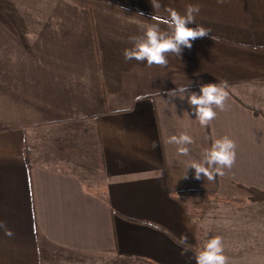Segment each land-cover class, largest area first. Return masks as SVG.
<instances>
[{
  "label": "crops",
  "instance_id": "1",
  "mask_svg": "<svg viewBox=\"0 0 264 264\" xmlns=\"http://www.w3.org/2000/svg\"><path fill=\"white\" fill-rule=\"evenodd\" d=\"M189 1L0 0V264H45L48 247L98 264H196L191 202L264 193V0ZM189 5L199 12L188 26L209 37L166 66L125 60L152 16ZM222 81L224 110L206 127L168 96ZM182 132L193 138L186 156L167 142ZM224 136L233 166L195 179L188 162Z\"/></svg>",
  "mask_w": 264,
  "mask_h": 264
},
{
  "label": "clouds",
  "instance_id": "2",
  "mask_svg": "<svg viewBox=\"0 0 264 264\" xmlns=\"http://www.w3.org/2000/svg\"><path fill=\"white\" fill-rule=\"evenodd\" d=\"M151 4L154 9L161 7L158 0H151ZM167 11L169 15L165 18L152 16L157 23L148 25L142 37L132 38L134 46L124 51L125 60L134 59L138 62H146L148 66H166L169 53L180 58L183 48L191 49L193 41L210 36V29L202 26L195 28L188 26L195 23L194 13L199 12L197 6L189 5L186 15H180L173 9H167ZM161 23L167 25L170 31H162L159 27ZM227 88L226 81L219 84L207 83L200 86V92L197 94L190 92L188 85L170 91L168 96L169 98L186 99L195 113V120L201 127H206L216 117V108L224 110L229 95ZM167 142L177 145L178 153L186 156L189 154L187 145L193 143V138L182 132L179 135L170 136ZM235 150L236 144L229 137L215 139L209 148L203 150L200 160L188 162L187 171L194 169V178L197 180L207 178L208 181H213L217 175H224V169H230L233 166L236 158ZM187 242V235H181L177 241L178 246L181 247V256L189 251V248L185 247ZM194 259L196 264H227L222 238L215 236L208 239L203 248L195 253Z\"/></svg>",
  "mask_w": 264,
  "mask_h": 264
},
{
  "label": "rangeland",
  "instance_id": "3",
  "mask_svg": "<svg viewBox=\"0 0 264 264\" xmlns=\"http://www.w3.org/2000/svg\"><path fill=\"white\" fill-rule=\"evenodd\" d=\"M169 1L175 2V0ZM249 1L251 2V0ZM44 2L48 3V1ZM228 3L238 4L240 2L239 0H230ZM15 14V12L9 11V15ZM68 168L81 176L84 181L87 176H90L82 170L73 169V166ZM87 181L86 184L92 190L100 193L97 185L91 183L90 179ZM189 209L198 226L201 249L208 239L220 236L227 264H264V203L246 199L226 201L215 198V196H206L194 199L189 205ZM46 249L45 264H98L102 260L100 257L68 255L51 247Z\"/></svg>",
  "mask_w": 264,
  "mask_h": 264
},
{
  "label": "trees",
  "instance_id": "4",
  "mask_svg": "<svg viewBox=\"0 0 264 264\" xmlns=\"http://www.w3.org/2000/svg\"><path fill=\"white\" fill-rule=\"evenodd\" d=\"M248 190H249V192L252 195L251 196V199L253 201H264V193L263 192H261V191H259L257 189H253V188H249ZM152 225L155 226V227H157V228H160V227H158V226H156L154 224H152ZM185 246L190 248L189 245H185Z\"/></svg>",
  "mask_w": 264,
  "mask_h": 264
}]
</instances>
